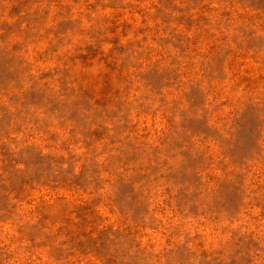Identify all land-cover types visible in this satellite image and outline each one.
Segmentation results:
<instances>
[{
    "label": "rangeland",
    "instance_id": "1",
    "mask_svg": "<svg viewBox=\"0 0 264 264\" xmlns=\"http://www.w3.org/2000/svg\"><path fill=\"white\" fill-rule=\"evenodd\" d=\"M0 264H264V0H0Z\"/></svg>",
    "mask_w": 264,
    "mask_h": 264
}]
</instances>
